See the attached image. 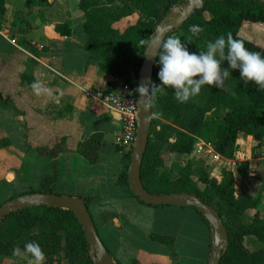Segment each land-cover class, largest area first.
<instances>
[{
    "label": "crops",
    "instance_id": "crops-1",
    "mask_svg": "<svg viewBox=\"0 0 264 264\" xmlns=\"http://www.w3.org/2000/svg\"><path fill=\"white\" fill-rule=\"evenodd\" d=\"M5 5L0 17V203L37 189L55 162V191L94 197L89 212L120 264H206L210 227L193 207L145 205L117 182L128 162L127 151L121 152L115 141L121 119L96 93L119 90L124 82L103 72L101 54L85 48L78 0H6ZM139 19L133 8L111 27L123 33ZM57 24L70 33L58 32ZM22 74L48 91L35 95ZM96 139L97 160L92 163L79 148L82 143L95 145ZM157 207H173L183 218L196 217L198 224L181 222L175 233L146 229L144 219L150 220ZM152 233L173 241L156 240Z\"/></svg>",
    "mask_w": 264,
    "mask_h": 264
},
{
    "label": "trees",
    "instance_id": "trees-1",
    "mask_svg": "<svg viewBox=\"0 0 264 264\" xmlns=\"http://www.w3.org/2000/svg\"><path fill=\"white\" fill-rule=\"evenodd\" d=\"M178 1L180 0H78V7L84 13L83 28L87 34L85 48L101 54L103 72L121 77L124 83L138 85V74L145 49L144 46H139V40L149 37L163 15ZM5 2L6 0H0V17L5 12ZM133 8L137 9L140 15L137 23L123 33L111 27L113 20L131 13ZM246 21L264 24V2L210 0L167 36L181 39L187 44L190 52L199 53L206 51L207 42L215 41L221 35L226 38L227 34L231 33L235 39L242 40L249 51L259 52L264 57V41L259 45L239 34L243 22ZM191 25H198L203 31L193 35L189 31ZM55 29L63 35L70 33L64 25L57 24ZM188 37L191 39H187ZM222 66L226 68L227 62ZM159 70L157 57L152 84H161L158 78ZM230 72L231 75L225 81L228 91L205 85L199 95L185 103H179L174 98V89L170 87H164L163 91L151 96V125L141 165V180L151 192H192L216 208L228 233V245L219 264H264V221L259 217L257 210L250 221L243 220L244 212L249 208L256 209L261 202L264 183L255 197H251L246 191H236L234 176L230 171L225 172L219 181L202 174L199 184H196L191 177V162H186L179 168L176 178L150 183L154 180L158 168L164 164L162 152L170 150L178 154H189L196 137L210 142L218 154L227 158L234 157L237 140L242 135L255 140V146L262 144L264 91H260L254 82L245 85L240 79L239 70ZM21 77L29 84L33 83V79L27 74H22ZM171 138L173 140H170ZM97 142L98 139L95 145L82 143L79 148L92 163L97 160ZM127 156L128 162L120 172L117 182L129 189L127 168L130 154ZM248 172V161L243 160L238 169L243 181L248 179ZM58 177L53 162L51 172L42 177L39 187L28 191L62 194L54 189ZM129 192L138 199L130 189ZM81 196L87 206L94 198ZM139 201L145 205L159 206ZM201 217L205 220L202 215ZM247 235L255 236L262 243V247L249 250L244 245ZM151 236L167 243L173 241L171 236L158 233H152ZM33 241L41 246L45 257L63 251L64 259H70L75 264H94L88 253L89 244L84 230L72 210L39 205L21 208L4 216L0 222V253H8L16 247L24 251V245Z\"/></svg>",
    "mask_w": 264,
    "mask_h": 264
},
{
    "label": "water",
    "instance_id": "water-1",
    "mask_svg": "<svg viewBox=\"0 0 264 264\" xmlns=\"http://www.w3.org/2000/svg\"><path fill=\"white\" fill-rule=\"evenodd\" d=\"M210 0H180L174 3L156 24L152 34L163 33L165 37L179 28L197 9ZM264 2V0H260ZM158 57V56H157ZM157 57L151 49H144L138 74V85L144 83L151 92L152 74ZM151 96L141 97L138 93L136 113V136L130 152L127 181L131 192L139 200L151 205L190 206L195 208L208 222L211 232L210 249L206 264H219L228 245V233L223 219L216 208L195 193L173 191L155 193L149 191L141 180V165L147 147L151 125ZM55 206L69 209L78 218L89 244V256L94 264H120L113 258L101 237L89 212L85 199L80 195L55 192L27 191L12 196L0 204V222L7 214L29 206Z\"/></svg>",
    "mask_w": 264,
    "mask_h": 264
},
{
    "label": "clouds",
    "instance_id": "clouds-1",
    "mask_svg": "<svg viewBox=\"0 0 264 264\" xmlns=\"http://www.w3.org/2000/svg\"><path fill=\"white\" fill-rule=\"evenodd\" d=\"M189 31L197 35L203 28L191 25ZM139 46H144L147 51L151 49L153 58L158 56V78L161 81L160 85H151L150 94L148 85L141 83L136 89L141 97L154 96L164 87H170L174 89V98L179 103H185L199 95L205 85L228 91L225 81L232 73L230 70H239L240 79L245 85L254 82L260 91H264V57L259 52L249 51L244 42L235 39L231 33L226 38L221 35L215 41L207 42L206 51L199 53L190 52L181 39L165 37L163 33L140 39ZM225 61L228 65L226 68L222 66ZM30 87L35 95L48 91L40 81L33 82ZM13 254L29 255L32 264H44L45 261L43 249L34 241L24 245L23 253L19 247L14 248Z\"/></svg>",
    "mask_w": 264,
    "mask_h": 264
},
{
    "label": "rangeland",
    "instance_id": "rangeland-1",
    "mask_svg": "<svg viewBox=\"0 0 264 264\" xmlns=\"http://www.w3.org/2000/svg\"><path fill=\"white\" fill-rule=\"evenodd\" d=\"M239 34L246 38H250L255 43L262 45L264 41V24L256 22H243L239 30ZM208 115H210L208 113ZM165 121V119H162ZM244 138L240 137L236 143L235 155L232 158L224 157L218 154L210 142L203 138L196 137L193 148L189 154H178L170 150H164L162 156L164 157L163 166L158 168V172L150 183L154 184L164 179H174L178 175L179 168L186 162H191L193 173L192 180L199 184V178L202 174H207L208 178H214L217 181L221 180L224 173L230 171L234 176V185L236 191H246L251 197H255L259 188L264 183V141L258 147L256 142L250 136ZM170 140H173L172 138ZM243 160L248 161V179L243 181L238 173L240 163ZM64 191L68 188L64 185H58V189ZM76 193V190H74ZM79 193V192H77ZM87 195V194H82ZM91 202V200H90ZM89 202V207L93 213V207ZM255 210L258 211L259 217L264 221V191L261 194V202L256 209L249 208L243 214L245 222L250 221ZM150 220L144 219L143 224L146 229H153L165 232H177L176 228L179 223L183 222V226L197 225L196 217H184L181 211L174 209H165L157 207L150 211ZM96 221L99 220L96 218ZM169 221V222H168ZM244 245L249 250H256L262 247V243L253 235H247L244 239ZM23 253V251H21ZM0 264H32V258L25 254L17 256L13 254V249L8 253H0ZM44 264H75L70 259H64L63 251H60L53 256L46 257Z\"/></svg>",
    "mask_w": 264,
    "mask_h": 264
},
{
    "label": "built area",
    "instance_id": "built-area-1",
    "mask_svg": "<svg viewBox=\"0 0 264 264\" xmlns=\"http://www.w3.org/2000/svg\"><path fill=\"white\" fill-rule=\"evenodd\" d=\"M139 85L124 83L116 91H98L96 96L105 100L117 110L121 119V126L116 134V143L121 152L130 154L136 136V113Z\"/></svg>",
    "mask_w": 264,
    "mask_h": 264
}]
</instances>
